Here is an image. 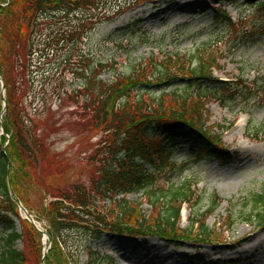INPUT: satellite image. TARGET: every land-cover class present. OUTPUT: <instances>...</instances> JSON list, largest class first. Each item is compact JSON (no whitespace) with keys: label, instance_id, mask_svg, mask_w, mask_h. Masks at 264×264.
<instances>
[{"label":"rangeland","instance_id":"1","mask_svg":"<svg viewBox=\"0 0 264 264\" xmlns=\"http://www.w3.org/2000/svg\"><path fill=\"white\" fill-rule=\"evenodd\" d=\"M6 1L3 4L10 0ZM234 1L110 0L103 7L100 5L86 12L81 10L69 19H56L47 34V27L42 31L40 39L46 44L50 32L55 37L62 28L70 26L76 30L81 21H92L81 28L80 36L66 41L64 47L58 48L49 59L40 64L35 57V66L28 69L24 83L27 90L23 96L18 95L20 106L23 104L26 109L23 113L40 128L41 134L47 133L41 167L48 168L45 171L47 177L52 163L62 160L70 183L89 180V156L97 148L104 131L92 124L87 126L82 120V108L63 94L64 85L69 90L73 84L74 89L81 87L83 80L75 71L80 67L83 69L88 60L90 68L102 60L111 61V66L99 76L104 80H111L119 73L131 74L132 65L137 63H147L150 75L156 73L157 67L161 71L165 67L168 72H162L166 77L164 80L175 76L184 79L171 86L164 85L170 89L163 93L155 85L162 82L157 78L148 88L154 101L160 97L170 106H174L175 96L189 94L195 100L200 91L203 93L197 87L190 89L189 81L185 79L190 78L192 67L201 64L199 59L211 78L228 84L224 88L204 91L207 96L201 100L204 127L220 140L223 149L227 150V159L198 158L196 144H183L174 152L176 169L167 170L157 180L163 192H157L155 196L148 191L127 196L153 220L158 212L166 209L173 190L190 191L187 202H183V198L175 201L183 213L178 227L191 228L190 217L196 212H204L202 223L205 219V227L210 231L208 239H184L177 246L158 235L106 233L93 247L110 254L113 264H264V229L260 230L264 222L260 223L258 219L246 221L241 216L252 212L254 194L264 192V9L258 4H247V0ZM219 6L228 16H215ZM11 34H14L11 28H1L0 43L4 47L11 48L12 45L7 44ZM20 88L19 79H15L11 90L18 92ZM60 92L62 98L58 95ZM133 96H137L136 91ZM144 98L154 103L148 94ZM44 100L47 101L46 110L41 106ZM5 103L7 88L0 74L2 124L8 109ZM10 137L11 134L2 127L0 145L3 151L7 150ZM246 157L254 159L247 162ZM19 176L22 196L34 209L39 208L43 199L46 200L39 191L40 180L34 185L32 179ZM9 185L12 196L18 198L10 178ZM157 198L161 199L153 205ZM215 200L217 206L210 214ZM19 213L22 214L20 207ZM32 216L48 236L46 241L42 238L43 249H50L52 240L47 231V220L36 218L34 211ZM232 216L237 217L236 224L227 227ZM13 219L20 231L19 221ZM195 230L191 228L187 233L194 235ZM242 231L250 237L246 241L236 240L242 236ZM5 233V226L0 222V254L5 249ZM82 243V260L85 262L84 247L88 241ZM16 247L26 251L27 264H42L37 253L21 240L16 242Z\"/></svg>","mask_w":264,"mask_h":264},{"label":"trees","instance_id":"2","mask_svg":"<svg viewBox=\"0 0 264 264\" xmlns=\"http://www.w3.org/2000/svg\"><path fill=\"white\" fill-rule=\"evenodd\" d=\"M109 1L10 0L5 5L3 3L7 1L0 0V30L11 28L14 33L11 34L12 38L7 39L11 48L0 43V74L5 79L8 104L6 121L4 124L0 122V132L4 127L11 134L7 150L3 151L0 145V222L6 230L3 238L5 249L0 254V264L28 263L26 251L16 247L18 240L28 249L34 250L40 262L44 248L43 232L20 215L18 203L11 193L9 178L16 195L29 212L33 214L34 211L36 218H45L49 224L47 231L52 246L44 258L45 264H113L114 259L110 254L93 247L106 233L158 235L178 246L184 239L206 241L209 237L210 231L205 227L206 220L202 223L204 212H196L190 217L189 227L198 230H195L194 235L187 233L191 228L178 227L182 207L175 205V201L183 198V202H187L191 194L184 188H176L177 191L171 192L172 197L166 209L158 212L153 220L127 199L131 193L148 191L155 196L157 192H163L157 180L167 170L176 169L174 152L183 144H196L195 155L198 158L216 156L227 159V150L223 149L220 140L204 127L205 114L201 100L207 96L205 92L208 90L224 88L228 84L211 78L200 59L201 64L192 67L190 78L185 79L189 81L190 89L197 87L203 93L200 91L195 100L189 94L175 96L174 106L168 105L160 97L154 101L148 88L153 83L152 80L157 78L162 82L155 85L163 93L170 89H166L164 85L171 86L184 79L175 76L169 77L168 81L164 80L166 77L162 72H168L165 67L162 68L163 71L157 67L156 73L150 75L147 63H137L132 65L131 74L119 73L111 80H104L99 76L111 66V61L102 60L90 68L88 60L84 70L80 67L75 71L83 80L81 87L74 89L73 84L69 90L64 85L63 94L82 108L81 119L87 126L92 124L104 131L97 148L89 156V180L70 183L68 172L63 170L62 160L52 163L48 177L45 175L48 168L41 169L44 165L47 133L45 131L41 134L40 128L23 113L26 109L23 104L20 106L18 95L23 96L27 90L24 83L28 69L35 66L33 59L38 57L40 64L49 59L58 48L64 47L66 41L80 36L81 28L90 25L92 21H81L76 30H72L70 26L62 28L55 36L57 38L51 36L53 34L50 32L46 44H42L40 39L42 31L47 27V34L49 26L56 23V19H69L81 10L91 11L100 5L103 7ZM238 1L242 0L234 2ZM246 2L250 5L258 4L259 8L264 9V0ZM215 14L216 17L227 16L220 6ZM184 67L183 65L181 71ZM168 70L171 71V67ZM15 79H19L21 84L18 92L11 90ZM135 91L136 97L133 96ZM145 94L154 103L145 99ZM233 95L237 97L236 93ZM43 102L44 105L41 106L46 110L47 101ZM19 174L32 179L34 185L40 180L39 191L46 200L43 199L39 208L34 209L22 196ZM160 199L157 198L152 204L156 205ZM214 202L216 204L209 210L210 214L218 203L217 200ZM252 202V212L241 216L246 221L258 219V222L263 223L264 192L255 193ZM12 215L19 221L20 231L16 229ZM236 219V216H232L227 227L234 226ZM85 240L88 243L84 247L87 255L84 262L81 246Z\"/></svg>","mask_w":264,"mask_h":264},{"label":"water","instance_id":"3","mask_svg":"<svg viewBox=\"0 0 264 264\" xmlns=\"http://www.w3.org/2000/svg\"><path fill=\"white\" fill-rule=\"evenodd\" d=\"M4 88V87H3ZM6 103H5V107H6ZM17 201H18V203H19V205H20V208L22 209V211L24 212V214H25V217L26 218H28L31 222H33L36 226H37V228H39V230H42L39 226H38V224L36 223V221L34 220V218H33V216L28 212V210L23 206V204L21 203V201L19 200V198H17ZM43 231V230H42ZM47 252H48V247L44 250V255H43V258H42V264H44V258H45V256H46V254H47Z\"/></svg>","mask_w":264,"mask_h":264},{"label":"bare ground","instance_id":"4","mask_svg":"<svg viewBox=\"0 0 264 264\" xmlns=\"http://www.w3.org/2000/svg\"><path fill=\"white\" fill-rule=\"evenodd\" d=\"M245 159H246V161L248 162V161L253 160L254 157H246ZM23 214H24V213H23ZM24 215H25V214H24ZM262 229H264V226H262V227L260 228V230H262ZM246 233H247L246 231H242V236H240V238H239V239H236V240L246 241V239L250 237L249 235H246ZM263 236H264V235H263Z\"/></svg>","mask_w":264,"mask_h":264}]
</instances>
